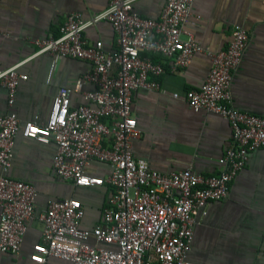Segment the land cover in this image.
Masks as SVG:
<instances>
[{"label": "built area", "instance_id": "2783aa9c", "mask_svg": "<svg viewBox=\"0 0 264 264\" xmlns=\"http://www.w3.org/2000/svg\"><path fill=\"white\" fill-rule=\"evenodd\" d=\"M135 1L108 0L88 19L72 11L57 36L34 39L37 48L32 55L48 53L55 60L72 57L89 63L70 85L57 90L44 123L20 122L13 109L18 83L27 78L17 69L23 60L0 68L7 104L0 115L1 252L18 253L27 221L37 216L42 222L41 240L30 254L37 263L52 256L71 264H196L186 259V253L197 215L205 212L208 201L227 196L249 153L264 146V115L238 110L230 103V81L248 42V30L234 24L226 47L212 50L184 30L193 0H165L156 18L139 15ZM101 20L113 29V50L106 51L101 40L88 41L83 35ZM146 53L168 59L169 70L187 66L196 53L209 57L201 85L171 95L195 111L216 113L229 123L231 139L218 159L217 173L205 175L191 167L163 173L133 156L131 143L141 129L131 112L132 95L139 89L165 92L157 79L166 70L164 63ZM75 91L83 101L72 106L70 94ZM18 133L54 143L52 168L60 179L76 186L110 187L99 223L91 229L81 227L84 208L73 197L48 198L35 214L34 184L7 174ZM93 161L105 163L108 173H88Z\"/></svg>", "mask_w": 264, "mask_h": 264}, {"label": "crops", "instance_id": "0c3cea01", "mask_svg": "<svg viewBox=\"0 0 264 264\" xmlns=\"http://www.w3.org/2000/svg\"><path fill=\"white\" fill-rule=\"evenodd\" d=\"M108 0H0V68L16 62L27 78L18 83L15 110L20 122L44 123L52 100L60 87L70 85L89 66L85 60L48 53L32 55L34 39L57 36L68 13L79 12L88 19L107 6ZM165 0H137L134 10L156 18ZM196 16L198 18H196ZM234 24L248 30V42L230 81V103L238 110L264 115V0H193L191 17L184 30L212 50L224 49ZM88 41L101 40L106 51L116 48L115 34L108 21L101 20L84 32ZM162 61L166 70L157 77L164 93L139 89L132 95L131 112L141 134L131 143L135 158L151 169L168 173L191 167L201 174L217 173L218 162L231 139L229 123L220 115L193 110L181 98L198 88L208 71L210 59L196 53L182 68L168 69V59L146 53ZM83 101L78 91L70 94V104ZM7 110L6 89L0 84V115ZM52 141L40 142L18 133L12 148L7 174L29 181L36 188L35 214L48 198L78 199L84 208L80 226L91 229L101 220V210L110 195L107 184L76 186L53 171ZM108 166L93 161L88 173L104 176ZM193 226L186 259L196 264H264V146L249 153L247 162L230 182L225 198L208 201ZM42 222L37 216L26 223L18 253L0 251V264H71L48 256L44 263L30 259L33 244L41 240Z\"/></svg>", "mask_w": 264, "mask_h": 264}, {"label": "trees", "instance_id": "16d2710c", "mask_svg": "<svg viewBox=\"0 0 264 264\" xmlns=\"http://www.w3.org/2000/svg\"><path fill=\"white\" fill-rule=\"evenodd\" d=\"M152 59H153V60H156L157 58H156V57H153Z\"/></svg>", "mask_w": 264, "mask_h": 264}]
</instances>
